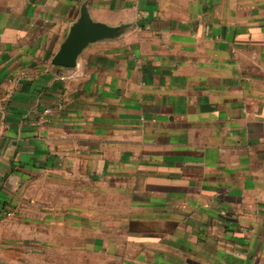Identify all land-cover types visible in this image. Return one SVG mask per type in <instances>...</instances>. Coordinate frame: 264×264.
<instances>
[{"label":"crops","instance_id":"crops-1","mask_svg":"<svg viewBox=\"0 0 264 264\" xmlns=\"http://www.w3.org/2000/svg\"><path fill=\"white\" fill-rule=\"evenodd\" d=\"M0 264H264V0H0Z\"/></svg>","mask_w":264,"mask_h":264},{"label":"water","instance_id":"water-1","mask_svg":"<svg viewBox=\"0 0 264 264\" xmlns=\"http://www.w3.org/2000/svg\"><path fill=\"white\" fill-rule=\"evenodd\" d=\"M119 34V28L108 27L90 20L83 7L80 17L70 28L68 35L54 54L51 62L56 66L72 67L77 55L91 42L101 38H112Z\"/></svg>","mask_w":264,"mask_h":264},{"label":"built area","instance_id":"built-area-1","mask_svg":"<svg viewBox=\"0 0 264 264\" xmlns=\"http://www.w3.org/2000/svg\"><path fill=\"white\" fill-rule=\"evenodd\" d=\"M60 107H61V105H60ZM50 111H51L50 108H45V109H44V113H50Z\"/></svg>","mask_w":264,"mask_h":264}]
</instances>
